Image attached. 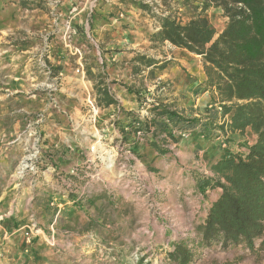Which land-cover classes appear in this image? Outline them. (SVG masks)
Returning <instances> with one entry per match:
<instances>
[{"label":"rangeland","instance_id":"rangeland-1","mask_svg":"<svg viewBox=\"0 0 264 264\" xmlns=\"http://www.w3.org/2000/svg\"><path fill=\"white\" fill-rule=\"evenodd\" d=\"M127 1L0 0V264H174L167 253L182 240L192 242L190 264H264V249L198 245L205 198L170 182L209 173L197 148L184 158L160 143L162 158L142 141L137 157L121 143L125 113L148 116L176 83L132 75L130 59L174 58L170 44L150 41L157 17L184 24L199 11L184 0H131L150 11ZM205 17L216 34L228 21L220 8ZM174 62L194 84L201 63ZM87 69L105 73L119 107L96 106ZM206 110L195 118L220 113L212 102ZM220 135L223 154L231 141Z\"/></svg>","mask_w":264,"mask_h":264},{"label":"trees","instance_id":"trees-1","mask_svg":"<svg viewBox=\"0 0 264 264\" xmlns=\"http://www.w3.org/2000/svg\"><path fill=\"white\" fill-rule=\"evenodd\" d=\"M127 2L150 11L142 3ZM189 3H197L199 11L188 22L182 24L171 15L157 17L159 28L150 41L167 42L200 57L205 81L198 89L213 93L212 103L220 109L221 124L211 126L209 120L185 117L172 104L156 101L142 119L125 113L130 120L121 127V143L137 157L142 141L149 143L158 156H164L168 150L160 143L175 144L178 133H189L197 125L209 135L214 128L222 136L229 132L243 134L250 128L256 140L250 146L242 145L245 153L228 155L210 167L212 176L199 177L195 186L200 193L206 188H219L221 193L196 232L200 246L218 243L227 248L243 243L246 250L258 253L264 249V0H184V4ZM210 8H220L228 20L219 34L205 17ZM129 62L132 75L146 71V77H142L146 80L154 79L170 64L169 60L138 53ZM87 75L94 81L96 106L119 107L104 83L105 73L94 74L87 69ZM256 240H260L257 249ZM191 243H175L167 259L174 264H190L195 259Z\"/></svg>","mask_w":264,"mask_h":264},{"label":"crops","instance_id":"crops-1","mask_svg":"<svg viewBox=\"0 0 264 264\" xmlns=\"http://www.w3.org/2000/svg\"><path fill=\"white\" fill-rule=\"evenodd\" d=\"M143 42V40H142ZM174 48V58H164L165 60H171L173 62L170 61L169 66L164 69L162 72L158 73L157 79H161L164 80L163 78L165 76H172V78H175V89L174 92L170 93V95H168L167 99H163L160 100L161 103L163 104H172L174 109L177 110V112L181 113L182 115H184L185 117L188 118H195L197 116V114H205L207 112L206 107H207V103L212 102V100L214 99V95L212 92L210 91H202L201 89H198V86L203 84V82L205 81V75L203 72V68H202V63H201V59L199 56H196L194 54H191L189 52H187L186 50H182V49H178V48ZM195 58V59H194ZM179 60V59H183V62L185 63H191L192 61H196L201 63V66H196V79H195V83L191 84L188 81V78L186 76L185 73H177L176 71L172 70V67L175 65V60ZM168 70H170L169 73L165 74L164 72H167ZM164 73V74H163ZM163 74V75H162ZM201 88V86H199ZM220 110V109H219ZM229 119V116L226 117V120ZM210 121V125L211 126H215L218 124H221L220 121V113H217V111H212L210 113V115L208 116V119H206V121ZM212 129H210V133L211 136H207L208 131L204 130V128H201L200 126H195V128H193L192 130H190V132L188 133L187 137L185 139H182L181 137L178 138L177 135H179L180 133H178L176 135V140L177 142L175 144H173L174 146H178V154L179 156H182L184 158H186V152H191L194 151L196 148L198 150L199 153L202 154V157L204 160H202V162H208V168H206V170L208 169V174L207 171L206 173H204V175H199L194 173L193 171H187L184 175L182 174V177L180 180L177 181H171V183H176V189L179 190V194L183 193H188V195H192L194 194L195 196L192 198L194 199L196 197V199H198V197H203L205 198L204 200L206 201L205 203V209L200 217V221H198L196 224L200 225L204 222V219L206 217L207 214V210L209 209V207L211 206V204L217 200V198L219 197L221 190L219 188H215V189H209L206 188L205 191L203 193H200L196 186H192L191 184H196L199 177L200 176H212L211 172H210V167L215 164L216 162H218L221 159L226 158L228 155L233 154V153H237V152H246V149L242 147V145H252L255 140L256 137L255 135L251 132L250 128H247L243 134H240L239 132H229L226 133L227 138L231 141V143L229 144L228 149H226L225 151H223L221 154L220 150H219V138H216L218 136V130L214 129L211 131ZM170 155L173 154V152L169 153ZM154 155V153L152 154ZM166 155V154H165ZM161 156L162 158L165 157ZM167 158V157H166ZM188 160L189 161V165L190 164H194L192 163L191 160H189L190 158V154L188 155ZM185 160V159H183ZM162 162V160H161ZM174 163H176V159H174L173 161ZM162 164V163H160ZM191 165V167H192ZM201 166V165H200ZM177 165H173L171 162L168 166V168H165L163 171L165 172V175L168 178H171L170 175L172 174V172L170 171L171 168H176ZM179 174L182 173V171H184V169L179 166ZM187 169V168H185ZM206 174V175H205ZM180 176H177V179H179ZM184 179V180H183ZM190 183V185H188Z\"/></svg>","mask_w":264,"mask_h":264},{"label":"built area","instance_id":"built-area-1","mask_svg":"<svg viewBox=\"0 0 264 264\" xmlns=\"http://www.w3.org/2000/svg\"><path fill=\"white\" fill-rule=\"evenodd\" d=\"M187 135H188V133H185V132L180 133L181 138H186Z\"/></svg>","mask_w":264,"mask_h":264}]
</instances>
